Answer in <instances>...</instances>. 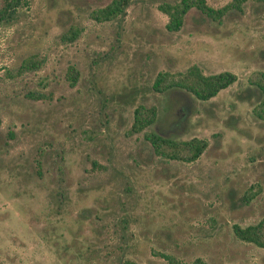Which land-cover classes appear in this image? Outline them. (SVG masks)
Listing matches in <instances>:
<instances>
[{
    "label": "rangeland",
    "instance_id": "1",
    "mask_svg": "<svg viewBox=\"0 0 264 264\" xmlns=\"http://www.w3.org/2000/svg\"><path fill=\"white\" fill-rule=\"evenodd\" d=\"M107 1L20 0L0 22V264H264V247L232 231L264 215V111L249 81L264 72V0L219 22L191 7L177 30L158 9L176 0L89 17ZM27 56L37 66L16 72ZM191 64L236 79L207 100L152 89L158 71ZM138 104L156 115L134 132ZM149 130L207 145L166 159Z\"/></svg>",
    "mask_w": 264,
    "mask_h": 264
},
{
    "label": "trees",
    "instance_id": "2",
    "mask_svg": "<svg viewBox=\"0 0 264 264\" xmlns=\"http://www.w3.org/2000/svg\"><path fill=\"white\" fill-rule=\"evenodd\" d=\"M245 0H232L220 7H212L205 0H176L173 2H162L158 4V9L167 15L165 27L168 30H177L180 28L184 14L191 7H194L200 13L210 19L219 20L221 16L230 8H239L240 3ZM20 0H2L0 3V22L10 20L19 5ZM129 0H108L105 4L92 8L88 15L96 21L110 20L124 13ZM77 27L68 28L63 34V38L72 40L78 34ZM37 66V60L34 56H27L22 59L16 72L25 68H34ZM11 74V72H10ZM78 71L73 66H68L65 72V78L69 85L76 81ZM236 79V75L228 70H222L215 73L204 74L195 64H191L184 71L167 72L158 71L151 83L153 90L158 92L184 91L200 100H207L214 96L220 89L228 86ZM255 84L261 93L260 106L264 111V72H257L253 79H249ZM39 97L40 94H35ZM172 105V104H171ZM170 105V106H171ZM156 115V108L153 105L145 107L138 104L133 110L130 131H140L149 125ZM143 139L148 143L152 153L157 156L182 161H192L196 159L204 150L207 141L204 138L190 137L188 139H176L163 136L154 131H143ZM234 235L246 242H251L258 247H264V215L253 223L240 226L232 225ZM168 262L173 259L170 255L161 254ZM125 264H134L126 260ZM193 264H204L200 259H195Z\"/></svg>",
    "mask_w": 264,
    "mask_h": 264
}]
</instances>
